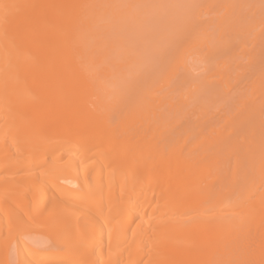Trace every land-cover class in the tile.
I'll return each instance as SVG.
<instances>
[{
    "label": "bare ground",
    "instance_id": "6f19581e",
    "mask_svg": "<svg viewBox=\"0 0 264 264\" xmlns=\"http://www.w3.org/2000/svg\"><path fill=\"white\" fill-rule=\"evenodd\" d=\"M0 246L264 264V0H0Z\"/></svg>",
    "mask_w": 264,
    "mask_h": 264
},
{
    "label": "rangeland",
    "instance_id": "374dc122",
    "mask_svg": "<svg viewBox=\"0 0 264 264\" xmlns=\"http://www.w3.org/2000/svg\"><path fill=\"white\" fill-rule=\"evenodd\" d=\"M235 102H236V101H235ZM237 102H238V101H237ZM237 102H236V103H237ZM236 103H235V104H236ZM23 185H24V184H23ZM23 185L21 186V188H19V189H20V190H19L20 193L17 192V194H19V195L16 196V198H15L16 201L19 200L20 198H24V199H26V197L30 195L29 193H31V191L34 190V188H35L34 186H31L33 189L29 191V190H26V189H27V188H30V187L27 186L26 188H24L25 185H24V186H23ZM30 189H31V188H30ZM17 191H18V190H17ZM23 191H25L26 194H25ZM21 192H22V193H21ZM24 194H25L26 196H24ZM27 194H28V195H27ZM20 195H21V196H20ZM22 196H24V197H22ZM28 199H29V198H28ZM21 200H23V199H20V201H21ZM26 200H27V199H26ZM26 200H25V201H26ZM27 201H28V200H27ZM23 203H25V202H23ZM30 222H31V221H29V225H32V224H33V226L36 225V226H34V227L41 226V224L37 226L36 223H38V221H37L36 223H35V222H34V223H33V222L30 223ZM39 223H40V221H39ZM39 223H38V224H39ZM1 242H2V241H1ZM2 244H3V243H2ZM3 245H4V244H3ZM1 247H2V246H0V251H1L0 254H2L3 251H5V250H3L5 246H4L3 248H1ZM13 247H14L13 249H15V250L17 249V245H14ZM1 256H2V255H0V257H1ZM15 260H17V258H15ZM18 260H19V259H18ZM17 263H18V262H17ZM14 264H16V261L14 262Z\"/></svg>",
    "mask_w": 264,
    "mask_h": 264
}]
</instances>
